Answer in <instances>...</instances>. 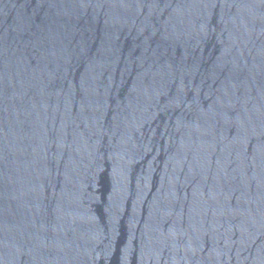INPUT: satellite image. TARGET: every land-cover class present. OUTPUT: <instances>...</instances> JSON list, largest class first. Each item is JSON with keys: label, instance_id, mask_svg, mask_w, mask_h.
Returning a JSON list of instances; mask_svg holds the SVG:
<instances>
[{"label": "water", "instance_id": "95a60500", "mask_svg": "<svg viewBox=\"0 0 264 264\" xmlns=\"http://www.w3.org/2000/svg\"><path fill=\"white\" fill-rule=\"evenodd\" d=\"M2 0H0V3H1Z\"/></svg>", "mask_w": 264, "mask_h": 264}]
</instances>
